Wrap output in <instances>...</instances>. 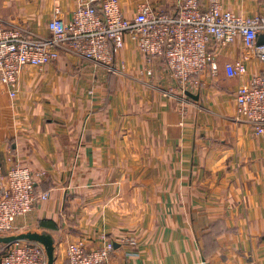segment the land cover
<instances>
[{
    "label": "crops",
    "instance_id": "crops-1",
    "mask_svg": "<svg viewBox=\"0 0 264 264\" xmlns=\"http://www.w3.org/2000/svg\"><path fill=\"white\" fill-rule=\"evenodd\" d=\"M80 1L0 0V26L45 37L54 10L70 20ZM219 1L264 16V0ZM176 2L119 0L126 18L143 3L173 11ZM215 61L187 92L197 100L157 62L146 75L129 37L113 70L61 54L23 68L12 90L0 83V171L27 167L48 194L23 232L50 234L55 261L81 240L87 250L112 245L104 264H264V141L234 110L238 86L264 64L238 38ZM238 63L247 74L227 77L225 65Z\"/></svg>",
    "mask_w": 264,
    "mask_h": 264
},
{
    "label": "built area",
    "instance_id": "built-area-1",
    "mask_svg": "<svg viewBox=\"0 0 264 264\" xmlns=\"http://www.w3.org/2000/svg\"><path fill=\"white\" fill-rule=\"evenodd\" d=\"M46 28L47 36L40 37L0 26V83L12 90L23 68L54 63L61 54L113 70L127 37L144 56L146 75L152 76L154 63H159L182 94L198 87L202 73L217 72L215 50L236 38L243 51L264 64V44L258 45L260 37L264 42V16L233 14L222 10L219 0H177L173 11L143 3L131 18L123 15L119 0H81L67 21L56 8ZM224 68L229 78L241 80L247 74L241 63ZM234 102L235 117L248 122L264 141V74L242 82ZM47 197L36 192L29 168L14 165L6 173L0 171V236L23 232L22 222ZM121 244L133 247L136 242L126 237ZM111 251L112 245L87 250L80 240L69 244L53 264H104ZM0 264H46V256L36 243L14 242L2 245Z\"/></svg>",
    "mask_w": 264,
    "mask_h": 264
},
{
    "label": "water",
    "instance_id": "water-1",
    "mask_svg": "<svg viewBox=\"0 0 264 264\" xmlns=\"http://www.w3.org/2000/svg\"><path fill=\"white\" fill-rule=\"evenodd\" d=\"M264 44L262 37L258 40V45ZM194 100L197 96L187 93ZM26 241L40 245L46 256V264H53L55 261V241L52 236L46 232L26 231L11 236H0V245H8L14 242Z\"/></svg>",
    "mask_w": 264,
    "mask_h": 264
}]
</instances>
